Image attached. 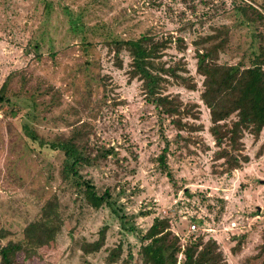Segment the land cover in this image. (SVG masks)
I'll list each match as a JSON object with an SVG mask.
<instances>
[{
  "label": "rangeland",
  "instance_id": "obj_1",
  "mask_svg": "<svg viewBox=\"0 0 264 264\" xmlns=\"http://www.w3.org/2000/svg\"><path fill=\"white\" fill-rule=\"evenodd\" d=\"M232 1L0 0V85L9 76V102L0 106V243L20 239L52 194L62 218L54 240L28 258L17 253L18 264H142L137 238L153 217L162 216L169 218L178 244L189 234L211 237L226 264H261L264 129L257 137L242 131L237 147L229 149L235 168L224 157L215 159L218 147L198 99L200 77L190 44L209 24L224 23L229 39L217 62L248 65L251 52H264V19L239 22ZM250 1L264 6V0ZM143 33L182 39L180 49L173 43L162 47L160 60L179 62L194 87L168 81L162 92L192 104L181 118L191 128L177 130L169 117L158 116L140 82L127 76V53L118 54L119 66L102 43ZM83 42L90 43L86 52ZM23 124L43 141L79 128L90 158L79 173L97 194L107 191L110 206L91 208L60 181L62 154L29 140ZM164 146L166 170L157 162ZM101 226L102 245L83 253L81 245L95 240ZM115 245L121 252L108 260Z\"/></svg>",
  "mask_w": 264,
  "mask_h": 264
},
{
  "label": "trees",
  "instance_id": "obj_2",
  "mask_svg": "<svg viewBox=\"0 0 264 264\" xmlns=\"http://www.w3.org/2000/svg\"><path fill=\"white\" fill-rule=\"evenodd\" d=\"M231 10L238 15L239 22L244 24H254L264 19V6L250 0H233ZM228 31L229 28L224 23L209 24L207 32L197 34L190 44L195 57L194 71L200 77L201 89L198 99L208 111V132L214 145L218 147L214 157H224L226 162L235 168L238 166L237 158L229 153V149L237 147L242 131L247 129L251 135L257 137L259 131L264 129V52H251L252 57L248 65L241 62H217L218 54L227 46ZM102 43L111 50L115 63L119 66L118 54L122 51L127 53V76L140 82L145 101L153 105L158 116L169 117L177 130L192 127L191 123L181 122L184 115L191 113L192 104H182L176 96L162 92L164 83L168 81L183 84L188 88L194 87L183 74L179 62L166 64L160 60L162 47L170 43H173L176 49L183 46L180 37L166 35L155 38L143 33L134 38L108 37ZM89 46L90 43L83 42L84 52ZM8 77L7 75L0 85V106L9 102L5 94ZM103 95L105 97V92ZM22 128L29 140H38L40 145L46 144L49 149L62 154L60 181L75 191L84 203L94 209L101 205L110 206L107 191L97 194L90 180L79 173L81 166L90 163L79 128H74L67 135H56L49 141L37 139L36 133L27 124H23ZM224 144L227 148L222 147ZM165 149L166 146L157 156L158 165L163 170L167 169L164 161ZM110 211L120 220V225L126 231L132 230L130 225L124 226L125 220L121 219L122 216H117V212L112 208ZM190 222L194 224L192 219ZM61 224L57 198L52 194L42 204L38 217L24 225L20 239L0 243V264H18L17 253H22L24 258H28L36 253V249L48 246L59 232ZM104 230L105 226H101L97 230L98 236L95 240L81 245L83 253L99 249L104 239ZM3 235L4 232L0 230V237ZM137 239V254L142 264H176L177 255H180L178 264H226L217 242L211 237L203 239L201 235L189 234L184 244H178L177 236L170 230V220L164 216L153 217ZM120 252V245L110 248L107 253L108 260L118 257ZM258 253L263 255L261 264H264V225L261 229ZM129 258L128 254L127 262Z\"/></svg>",
  "mask_w": 264,
  "mask_h": 264
},
{
  "label": "built area",
  "instance_id": "obj_3",
  "mask_svg": "<svg viewBox=\"0 0 264 264\" xmlns=\"http://www.w3.org/2000/svg\"><path fill=\"white\" fill-rule=\"evenodd\" d=\"M194 226H195L194 224H190V225H189V228H190V229H194Z\"/></svg>",
  "mask_w": 264,
  "mask_h": 264
}]
</instances>
